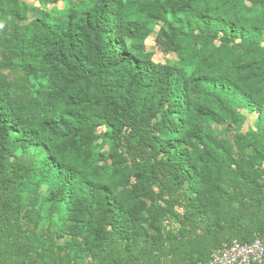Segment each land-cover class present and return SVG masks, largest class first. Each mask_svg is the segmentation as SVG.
<instances>
[{
  "label": "trees",
  "instance_id": "1",
  "mask_svg": "<svg viewBox=\"0 0 264 264\" xmlns=\"http://www.w3.org/2000/svg\"><path fill=\"white\" fill-rule=\"evenodd\" d=\"M256 235L264 0H0V264H200Z\"/></svg>",
  "mask_w": 264,
  "mask_h": 264
},
{
  "label": "built area",
  "instance_id": "2",
  "mask_svg": "<svg viewBox=\"0 0 264 264\" xmlns=\"http://www.w3.org/2000/svg\"><path fill=\"white\" fill-rule=\"evenodd\" d=\"M264 235H256L251 243L233 240L229 245L212 253L211 257L200 264H263Z\"/></svg>",
  "mask_w": 264,
  "mask_h": 264
},
{
  "label": "rangeland",
  "instance_id": "3",
  "mask_svg": "<svg viewBox=\"0 0 264 264\" xmlns=\"http://www.w3.org/2000/svg\"><path fill=\"white\" fill-rule=\"evenodd\" d=\"M90 0H23L28 6L38 10V11H46L53 16L60 15L64 13L68 8L72 7L74 9L79 8L84 3L89 2ZM35 14L30 13L29 18L32 20ZM146 50L147 53L152 56V59L156 63H164L165 60H173L175 59V55L164 56L160 50L156 47L154 43V37H150L146 42ZM44 83V81H41ZM244 113L246 117V125L243 128L245 132L247 130V126H252L256 123V116L254 114Z\"/></svg>",
  "mask_w": 264,
  "mask_h": 264
}]
</instances>
